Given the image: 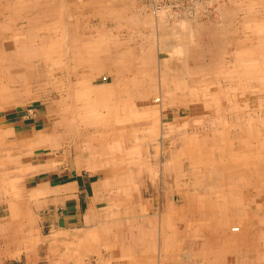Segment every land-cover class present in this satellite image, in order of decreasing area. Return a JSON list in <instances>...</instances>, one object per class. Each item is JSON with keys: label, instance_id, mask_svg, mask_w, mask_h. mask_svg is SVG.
Listing matches in <instances>:
<instances>
[{"label": "rangeland", "instance_id": "1", "mask_svg": "<svg viewBox=\"0 0 264 264\" xmlns=\"http://www.w3.org/2000/svg\"><path fill=\"white\" fill-rule=\"evenodd\" d=\"M0 15V161L13 168L19 154L5 115L29 109L28 121L37 117L47 137L45 150L95 168L110 189H100L105 216L97 231L59 236L43 226L17 253L7 246L5 205L19 206L25 191L20 182L9 186L13 173L2 179L0 264H119V209L138 207L155 218L146 264L167 253L173 264H264V0H1ZM34 47L63 55V71L46 68L39 84L19 80L14 63ZM72 86L86 88L76 100ZM146 93L158 106L149 128L132 112ZM73 104L86 119L104 115L105 139ZM78 237L86 241L77 244ZM207 241L212 247L202 248Z\"/></svg>", "mask_w": 264, "mask_h": 264}, {"label": "crops", "instance_id": "2", "mask_svg": "<svg viewBox=\"0 0 264 264\" xmlns=\"http://www.w3.org/2000/svg\"><path fill=\"white\" fill-rule=\"evenodd\" d=\"M114 69L117 70V68ZM27 110L29 112V109ZM27 110H25L26 112L17 111L15 116L7 117L5 115L3 122L12 126L13 129L10 130L15 135L13 137L15 151L19 154L15 156L17 159H15L16 165L13 168L11 163L0 161V169L4 170L0 176V196H7L5 193H1L2 188L5 190L7 184L5 180L2 182V179H10V177L13 179L14 176L15 180L9 181V186L11 187L14 182L18 184L20 182L25 191L23 200L18 202L19 209H17L19 206L14 205L10 200V206L5 205L3 225L6 232L9 233L7 246L16 249L17 253L31 243L30 238L34 237L32 233L37 234L36 230H42L43 226L59 236L65 233H78L86 228H91L90 231L93 233L97 231V228H101L103 225L105 216L104 211L99 207V202L106 194L100 192V189L103 186L104 190L108 187L105 186L106 182L103 179L97 177L95 168L87 169L83 163L77 160L68 162L60 151L45 150L49 147L45 146L47 137L42 128H38L39 119L36 117L32 118V121H28ZM2 134L0 132V137L3 136ZM4 135L8 134L4 132ZM136 197L137 200H144L142 196ZM20 217L23 219L24 225L21 224ZM154 222L155 218L151 213L146 214V211L140 210L139 207L119 209V264H140L141 260L146 264L145 260L151 258V246L146 241L155 239ZM196 229L209 232L204 230L205 227ZM164 238H162L163 241ZM85 241V238L80 237L75 240L77 244ZM100 241L102 242V240ZM71 243L72 241H67L69 247ZM211 243L213 244L214 241L203 243L202 248H211ZM7 246L6 248H8ZM165 246L162 243V254ZM100 251H102V247ZM90 252L92 251L89 250L84 255L89 256L92 254ZM100 254L103 255L102 252ZM169 255L167 253L166 260L157 264H173L170 260L172 257ZM68 264H71L70 261Z\"/></svg>", "mask_w": 264, "mask_h": 264}, {"label": "bare ground", "instance_id": "3", "mask_svg": "<svg viewBox=\"0 0 264 264\" xmlns=\"http://www.w3.org/2000/svg\"><path fill=\"white\" fill-rule=\"evenodd\" d=\"M1 1V0H0ZM3 2V1H2ZM6 5V4H5ZM7 6V5H6ZM20 7V6H19ZM54 8V7H53ZM17 9V8H16ZM3 10V9H2ZM53 13V12H52ZM19 15H20V13H19ZM1 16V15H0ZM22 16V15H21ZM33 16V15H32ZM11 18L13 17V16H10ZM19 19V18H18ZM13 21V20H12ZM1 24V23H0ZM6 24V23H5ZM16 24V23H15ZM189 24V23H188ZM6 29V28H5ZM20 29V28H19ZM18 29V30H19ZM37 29V28H36ZM185 29V28H184ZM13 32V31H12ZM171 33V32H170ZM4 34V33H3ZM174 34V33H173ZM13 36V35H12ZM40 37H42V36H40ZM19 38V37H18ZM21 38V37H20ZM45 38V37H44ZM44 38L41 40V41H43L44 40ZM55 41V40H54ZM4 42V41H3ZM9 42V41H8ZM6 43V42H5ZM21 43V42H20ZM19 43V44H20ZM23 43V42H22ZM26 43V42H25ZM1 44V43H0ZM7 44V43H6ZM10 44V43H9ZM50 44V43H49ZM55 44V43H54ZM57 44V43H56ZM60 44V43H59ZM4 45V44H3ZM45 45V44H44ZM9 46V45H8ZM10 46H12L11 44H10ZM34 48H36L35 50H33ZM34 48H29V52H28V54L27 53H25L23 56H19V60L18 61H16V63H14V64H17V65H19L20 67H21V70H19V71H15L16 73H17V75H15V76H18L20 79L19 80H21V81H23V82H28V81H32V82H38L37 84H39V82L41 81V80H39V78L38 77H40V75H41V73L47 68V69H50V72H51V74H56L58 71L57 70H59V68L61 67L60 66V64H61V57L63 56V55H60V54H58V55H52V53H48L47 54V52L45 51V50H41V49H38L37 47H34ZM43 48V47H42ZM178 49L181 51V52H183V49H181V47H178ZM177 49V50H178ZM178 50V51H179ZM16 51V50H15ZM2 52V51H1ZM23 53V52H22ZM99 53H100V51H99ZM17 56V57H18ZM85 56V57H84ZM87 56L88 55H83V56H81V59H82V57H84V58H87ZM90 57V56H89ZM15 59V58H14ZM111 59V58H110ZM13 60V59H12ZM80 61V60H79ZM100 61V60H99ZM80 63H82L83 64V62L81 61ZM119 63H120V61H119ZM2 64V63H1ZM0 64V65H1ZM6 64V63H5ZM13 64V65H14ZM82 64L80 65V66H82ZM115 64H117V63H115ZM84 65V64H83ZM123 65H125L124 63H123V61L121 62V65L120 66H123ZM66 66H69L68 64L66 65ZM90 67H92L93 69H95V70H101V69H103L104 68V66L103 65H98V64H90L89 65ZM125 66H128L127 64L125 65ZM11 67H13L12 65H11ZM29 67V68H28ZM14 68V67H13ZM7 69V68H6ZM11 68H9V70H10ZM62 71H63V69L62 68H60ZM76 69V68H75ZM67 70L68 71H70V73H73V71L71 70V68H67ZM66 70V71H67ZM77 70V69H76ZM94 71V70H93ZM98 71V72H99ZM87 72V71H86ZM92 72V71H91ZM76 73V72H75ZM10 74V73H9ZM74 74V73H73ZM46 75V74H45ZM47 75H49V74H47ZM140 75H142V74H140ZM14 76V77H15ZM138 76V75H137ZM149 79V78H148ZM12 80H13V78H12ZM124 80H126V79H124ZM136 80V79H135ZM150 80H151V78H150ZM127 82H128V80H127ZM134 82V81H133ZM22 83V82H21ZM29 84V83H28ZM31 84V83H30ZM48 84V83H47ZM70 84V83H69ZM134 84H135V82H134ZM85 86H87V85H85ZM85 86H81V87H78V88H76V87H74V86H72L73 88H72V90H71V95L72 96H70V97H74V99L76 100V98H79V95L80 94H83L85 91H84V89H86V88H84ZM258 86V85H257ZM88 87V86H87ZM254 87V86H253ZM162 88H166V90L168 89V87L167 86H162ZM91 89V88H90ZM136 90H138V87H137V85H136ZM88 92V91H87ZM90 92V91H89ZM247 92V91H246ZM249 92V91H248ZM91 94H93V93H91ZM110 94L111 93H105L104 95H103V98H104V100L106 101V102H108L109 100L108 99H110L111 98V96H110ZM143 95H145V97H148V101L147 100H144L145 102L144 103H146V104H143V105H141V103H140V100L141 99H143V97H140V99L139 98H137V100H136V102H134V104H133V111L132 112H136V113H138L139 114V116L141 117L140 118V120H139V127H140V125L141 124H143L142 126H143V128H149L151 125H152V122H153V120H155V121H157L156 120V116H158V113H157V110H158V106L156 105V104H151L152 102L150 101V96L152 95V93L151 94H143ZM86 96V95H85ZM76 97V98H75ZM84 97V96H83ZM87 97H89V96H87ZM85 98V97H84ZM92 98V97H91ZM102 98V99H103ZM82 100V99H81ZM88 100H90V99H88ZM93 100V99H92ZM163 100V99H162ZM94 101V100H93ZM156 101V100H155ZM159 101V100H158ZM143 102V101H142ZM254 102V101H253ZM84 105H83V107H87L88 106V103L87 102H85V103H83ZM106 105V104H105ZM108 105V104H107ZM159 105V104H158ZM164 105V104H163ZM77 106V105H76ZM99 107H103V104H99L98 105ZM107 107H109V105L107 106ZM186 107H188V106H186ZM162 108V107H161ZM72 109H73V112L74 113H76L77 115V117H79V118H81V120H82V122L84 123V124H86V125H92V126H94L97 122H98V124H96V130H94L92 133H97L96 134V136L97 137H100L101 139H105V137L108 135L107 134V132H106V128L104 129V122H106L107 120H104L105 119V117H104V115H100V117H102V118H98V119H96V117H95V120H92V118H90L89 119V117L86 119V117H85V115H87L88 113L85 111V110H82V109H79L78 107L76 108L75 107V104H73V107H72ZM110 109V108H109ZM160 109V108H159ZM68 110V109H67ZM108 111V110H107ZM160 111V110H159ZM109 112H110V117H111V119H113L112 117H114V115L115 114H113V113H111V111L109 110ZM161 112V111H160ZM84 116V117H83ZM97 116H99V115H97ZM160 117V116H159ZM158 118V117H157ZM222 118V117H221ZM160 119V118H159ZM111 121V120H110ZM96 122V123H95ZM61 124H67V122H65V118H63V121L62 122H60ZM68 125H70V123H68ZM107 125V124H106ZM72 126V125H71ZM87 127V126H86ZM111 127H113V126H111ZM152 127V126H151ZM85 128V127H84ZM136 129V128H135ZM141 129V128H140ZM72 132V131H71ZM159 132V131H158ZM139 134V133H138ZM95 135V134H94ZM139 137V136H138ZM87 138V137H86ZM92 138V137H91ZM35 139V138H34ZM96 139V138H95ZM98 139V138H97ZM163 140V139H162ZM12 143V142H11ZM104 143V140H101V143H100V145L102 146V144ZM188 143V142H187ZM196 143V142H195ZM198 143V142H197ZM199 146V145H198ZM192 147V146H191ZM205 149V148H204ZM202 150V149H201ZM183 151H185V150H183ZM207 151V150H206ZM209 158V157H208ZM175 159V158H174ZM194 158H192V160H193ZM198 159V158H197ZM196 159V160H197ZM201 159H205L204 161V163H208V164H210V162L209 161H206V157L205 158H203L202 156H201ZM194 161H195V159H194ZM200 160H198V162H199ZM184 162V161H183ZM202 161H200V163H201ZM228 162H229V160H228ZM231 162V161H230ZM187 163V162H186ZM188 167V166H187ZM199 170V169H198ZM204 171V170H203ZM201 173V172H200ZM205 174V173H204ZM212 174H214V173H211V175L210 176H212ZM208 175V174H207ZM188 176V175H187ZM205 177H206V174L204 175ZM261 177V176H260ZM200 178V177H199ZM249 179V178H248ZM229 182V181H228ZM230 189V188H229ZM234 191V190H233ZM232 194V193H231ZM205 197H207V196H205ZM186 198V197H185ZM233 198V197H232ZM231 198V199H232ZM249 200V203L247 202V204H244V206L245 207H247V206H251V203H250V198H248ZM207 200V199H206ZM233 200V199H232ZM237 200V199H236ZM234 201V200H233ZM211 206V205H210ZM208 207V206H207ZM242 207H243V205H242ZM244 207V208H245ZM221 209V208H220ZM176 211V210H175ZM177 212V211H176ZM175 212V213H176ZM249 214V213H248ZM208 219V218H207ZM232 219V218H231ZM216 221V220H215ZM205 223V222H204ZM206 224H208V223H206ZM217 226H219V227H224L223 225L221 226L219 223L218 224H216ZM191 226V225H190ZM193 226V225H192ZM208 226H209V224H208ZM244 226V225H243ZM236 227H238L239 228V231H240V227L239 226H233L232 228H231V230L232 231H235L234 230V228H236ZM194 228V227H193ZM222 229V228H221ZM242 229V228H241ZM246 229V228H245ZM162 230V229H161ZM164 232V231H163ZM183 244V243H182Z\"/></svg>", "mask_w": 264, "mask_h": 264}, {"label": "built area", "instance_id": "4", "mask_svg": "<svg viewBox=\"0 0 264 264\" xmlns=\"http://www.w3.org/2000/svg\"><path fill=\"white\" fill-rule=\"evenodd\" d=\"M186 1V3H194V2H196L197 0H185ZM157 8H163V6H162V4L160 3L159 5H156V7H155V9H157ZM155 11V10H154ZM234 230L235 231H239V228L238 227H236V228H234Z\"/></svg>", "mask_w": 264, "mask_h": 264}]
</instances>
